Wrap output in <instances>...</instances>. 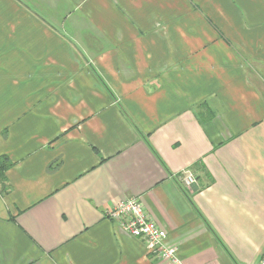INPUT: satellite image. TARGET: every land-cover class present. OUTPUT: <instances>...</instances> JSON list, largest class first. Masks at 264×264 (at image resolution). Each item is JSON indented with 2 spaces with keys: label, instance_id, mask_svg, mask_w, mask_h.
Instances as JSON below:
<instances>
[{
  "label": "crops",
  "instance_id": "1",
  "mask_svg": "<svg viewBox=\"0 0 264 264\" xmlns=\"http://www.w3.org/2000/svg\"><path fill=\"white\" fill-rule=\"evenodd\" d=\"M1 157L0 264H258L264 0H0Z\"/></svg>",
  "mask_w": 264,
  "mask_h": 264
},
{
  "label": "built area",
  "instance_id": "2",
  "mask_svg": "<svg viewBox=\"0 0 264 264\" xmlns=\"http://www.w3.org/2000/svg\"><path fill=\"white\" fill-rule=\"evenodd\" d=\"M185 186L195 183L192 175L184 178ZM107 218L118 223L131 237L142 240L147 253L167 264H181L177 246L167 242V234L144 211L138 198H129L118 203L107 214ZM258 264H264V254Z\"/></svg>",
  "mask_w": 264,
  "mask_h": 264
},
{
  "label": "trees",
  "instance_id": "3",
  "mask_svg": "<svg viewBox=\"0 0 264 264\" xmlns=\"http://www.w3.org/2000/svg\"><path fill=\"white\" fill-rule=\"evenodd\" d=\"M10 164L3 157L0 158V177L4 175L5 170L9 168Z\"/></svg>",
  "mask_w": 264,
  "mask_h": 264
}]
</instances>
